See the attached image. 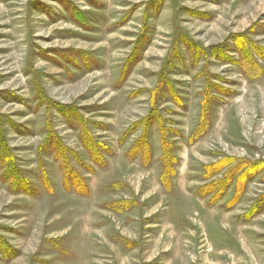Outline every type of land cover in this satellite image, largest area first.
I'll list each match as a JSON object with an SVG mask.
<instances>
[{"label": "rangeland", "instance_id": "1", "mask_svg": "<svg viewBox=\"0 0 264 264\" xmlns=\"http://www.w3.org/2000/svg\"><path fill=\"white\" fill-rule=\"evenodd\" d=\"M0 264H264V0H0Z\"/></svg>", "mask_w": 264, "mask_h": 264}]
</instances>
